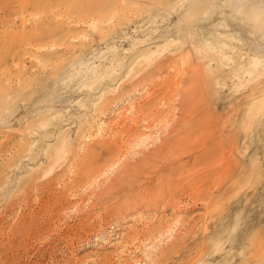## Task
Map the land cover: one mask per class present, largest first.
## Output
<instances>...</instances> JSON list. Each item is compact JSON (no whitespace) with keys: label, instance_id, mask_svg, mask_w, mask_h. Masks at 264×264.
<instances>
[{"label":"rangeland","instance_id":"obj_1","mask_svg":"<svg viewBox=\"0 0 264 264\" xmlns=\"http://www.w3.org/2000/svg\"><path fill=\"white\" fill-rule=\"evenodd\" d=\"M0 264H264V0H0Z\"/></svg>","mask_w":264,"mask_h":264}]
</instances>
